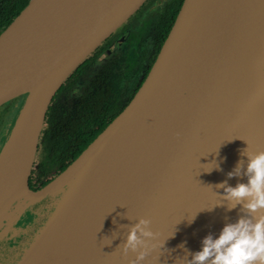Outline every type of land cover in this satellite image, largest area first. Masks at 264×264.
I'll return each mask as SVG.
<instances>
[{
  "label": "water",
  "instance_id": "1",
  "mask_svg": "<svg viewBox=\"0 0 264 264\" xmlns=\"http://www.w3.org/2000/svg\"><path fill=\"white\" fill-rule=\"evenodd\" d=\"M145 1L29 0L0 33V106L24 95L0 155L25 99L33 96L18 196L10 198L9 174L0 168V238L31 205L67 188L17 264L31 260L53 236L86 244L75 264H128L135 253L124 255L121 247L128 226L141 217L162 245L141 264H183L181 242L198 250L205 234L215 235L240 214L239 205L226 210L223 189L215 185L243 180L226 173L244 159L247 145L246 151L264 150V0H183L126 107L57 177L38 190L28 186L52 98ZM213 161L220 170L205 171Z\"/></svg>",
  "mask_w": 264,
  "mask_h": 264
},
{
  "label": "flooded vegetation",
  "instance_id": "2",
  "mask_svg": "<svg viewBox=\"0 0 264 264\" xmlns=\"http://www.w3.org/2000/svg\"><path fill=\"white\" fill-rule=\"evenodd\" d=\"M182 3L183 0H146L78 65L52 99V109L40 133L39 150L53 132L63 129L64 115L68 123L79 117L87 127L95 124L104 129L126 107L145 80ZM10 101L0 106L2 120L8 117L6 104ZM97 103L102 110H93ZM3 136L4 132L0 139ZM51 210L52 200L47 197L31 205L27 219ZM0 243V264L17 259V250Z\"/></svg>",
  "mask_w": 264,
  "mask_h": 264
},
{
  "label": "clouds",
  "instance_id": "3",
  "mask_svg": "<svg viewBox=\"0 0 264 264\" xmlns=\"http://www.w3.org/2000/svg\"><path fill=\"white\" fill-rule=\"evenodd\" d=\"M247 147L240 153L244 159L237 160L226 173L229 179L243 176V180L238 179L231 185L225 179L215 185L223 189L226 210L239 205L240 214L235 220L224 222L215 235L205 234L198 250L189 251L181 242L177 247L184 250L183 264H264V150L246 151ZM213 168L220 170V164L213 161L205 165L204 170ZM220 204L221 201L215 203ZM194 217L195 214L187 216L188 224ZM149 225L150 220L141 217L128 226L121 247L124 255L135 253L128 264H141L152 250L162 246L157 243L158 233Z\"/></svg>",
  "mask_w": 264,
  "mask_h": 264
},
{
  "label": "trees",
  "instance_id": "4",
  "mask_svg": "<svg viewBox=\"0 0 264 264\" xmlns=\"http://www.w3.org/2000/svg\"><path fill=\"white\" fill-rule=\"evenodd\" d=\"M28 1L29 0H0V33L27 5ZM52 104L53 100H51L48 106L44 121L46 120L49 111L52 109ZM6 106H9V104L7 103ZM95 108L96 109L93 110H102L98 103ZM16 112H12L7 119L2 120L0 118V135L4 132L3 138L0 139V146L5 138L6 131H8L10 127L9 122H12ZM66 117L67 116L64 115L63 118H61V122L66 123L63 124V129L59 130L58 133L53 132L51 138L44 142L41 150H39V144L37 146L35 160L28 178V186L32 190L42 188L57 177L105 129H103V127H97L95 124L94 127L93 124L91 127H87L85 121L79 117L68 123L65 121L67 120ZM31 182L33 183L31 184ZM39 202H36L35 204Z\"/></svg>",
  "mask_w": 264,
  "mask_h": 264
},
{
  "label": "bare ground",
  "instance_id": "5",
  "mask_svg": "<svg viewBox=\"0 0 264 264\" xmlns=\"http://www.w3.org/2000/svg\"><path fill=\"white\" fill-rule=\"evenodd\" d=\"M32 100L33 96H28L25 99L23 113L17 118L16 125L13 127L7 144L0 155V168H3L2 171H4V169L8 171V180L12 186L10 198L14 196L16 197L20 194V189L23 184L21 176L22 164L20 165V163L25 140V121ZM91 164L93 166L95 165V163ZM87 169V167L84 168L81 171V174H79L77 178L78 185H81L84 182L89 173H86L88 171ZM55 223L56 220H54L52 224L53 227ZM50 235L51 234L48 233L47 239L50 238ZM58 237L60 238L61 236H53L51 243L48 244L45 249L42 250V247L37 249V251L31 255V260L29 259L26 264H75L85 249L86 244H82V246H73L70 242H66L64 239L62 240V238L59 239ZM53 242L55 244L52 245Z\"/></svg>",
  "mask_w": 264,
  "mask_h": 264
},
{
  "label": "rangeland",
  "instance_id": "6",
  "mask_svg": "<svg viewBox=\"0 0 264 264\" xmlns=\"http://www.w3.org/2000/svg\"><path fill=\"white\" fill-rule=\"evenodd\" d=\"M23 98L24 96L21 95L14 98L15 100L12 99L13 101H10L8 103L9 104V108H7L8 117L10 114H12V112L18 111V108ZM66 190L67 188L61 189L60 191H57L56 193L51 195L52 210L49 212L45 211L44 213L36 215L29 220L27 219V214H29L28 211L31 206L27 208L26 211L21 215V219H19L17 222H15L12 225V227L5 236H2L0 238V242H2L3 244L2 246L7 247L9 249L13 248L18 251L17 259H14L11 263H5V264H17V262L22 258L24 253L30 248V246H32V244L36 241L42 229L46 226L48 220L52 217L59 201L61 200ZM28 260L24 261L23 264H26Z\"/></svg>",
  "mask_w": 264,
  "mask_h": 264
}]
</instances>
